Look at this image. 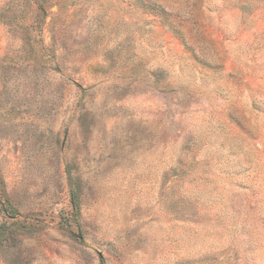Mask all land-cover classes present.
Returning <instances> with one entry per match:
<instances>
[{
	"label": "rangeland",
	"instance_id": "obj_1",
	"mask_svg": "<svg viewBox=\"0 0 264 264\" xmlns=\"http://www.w3.org/2000/svg\"><path fill=\"white\" fill-rule=\"evenodd\" d=\"M0 264H264V0H0Z\"/></svg>",
	"mask_w": 264,
	"mask_h": 264
}]
</instances>
